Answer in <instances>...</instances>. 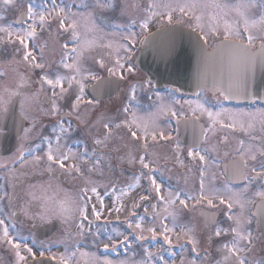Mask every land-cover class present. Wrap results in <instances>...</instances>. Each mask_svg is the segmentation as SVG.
Masks as SVG:
<instances>
[{
    "label": "snow or ice",
    "instance_id": "1",
    "mask_svg": "<svg viewBox=\"0 0 264 264\" xmlns=\"http://www.w3.org/2000/svg\"><path fill=\"white\" fill-rule=\"evenodd\" d=\"M48 3L51 7H48ZM12 4L13 0H3L4 6ZM73 7L78 11H73ZM118 8L120 16L128 15L129 9L142 14L129 19L127 23L108 25L101 21L98 24L96 9L101 13H115ZM249 10L256 11L250 15ZM233 13L235 18L229 19ZM4 19L5 17L0 16V45L5 49L11 47L13 50L12 59L8 64L18 76V83L14 88L5 86L3 92L7 94L8 100L20 96L22 91L30 86V73L39 70L37 83L40 86L35 93L21 102L22 115L28 118L27 113L23 111L25 102L38 101L43 93L49 107L41 108L40 112L59 117L51 135L41 136L40 143L28 148L27 158L25 150L21 147L18 159L22 166L44 165L49 173L59 170L73 179L79 178L82 181V187L74 195L65 192L63 199L56 201L54 207L46 200L41 204V211L38 213L31 214L27 207L23 208L22 211L29 219L49 221L55 216L67 224L69 229L74 224L76 235L84 236L83 221H88L89 225L94 222L89 219L90 205V215L95 220L101 219L105 210L109 214L115 212L118 215L128 211L129 216L125 218L124 223L130 232L126 235L118 229H113L115 235L110 234L100 240L105 250L111 248L116 251L117 246L122 245L130 251L133 242L142 244L150 235L154 241L162 238L169 251L173 247L184 249L185 244L191 245L190 251L195 254V258L186 262L181 256V264H198L201 257L200 240L197 238L195 225L182 222L185 216L198 214L204 219L206 226H212L208 235L209 243L213 238L231 237L230 240L225 239L218 247L221 259L216 264H251L244 255L253 251L254 244L253 233L248 226L252 224L253 216L264 220V110L244 112L220 106L209 107L199 92L193 94L196 96L195 100L182 102L174 95L178 90L173 89L168 97L156 94L154 110L141 115L138 113L140 105L137 90L150 91L151 81L131 84L128 103L118 110L116 116L100 113L89 123L90 117L86 118L82 108L98 105L100 101L95 98L97 89L112 83V78L124 81L134 72L135 66L129 54L136 43L138 33L132 30L133 26L138 24L142 32H147L153 20L158 23L167 22L168 25H173L174 22L187 23L193 32H199L198 41L202 42L201 52L205 54L209 41L214 40L215 47L221 51V60L227 61L232 73L246 76L254 71L257 61L264 67V0H238L233 5L221 3L220 0H147L146 5L132 3L123 6L116 0H94L92 4L81 0L75 5L47 0L42 3L39 11H36L31 3L28 4L26 19L31 23L27 27L15 29L12 24H3ZM105 28L110 31L105 32ZM45 30L48 31L49 37L41 42ZM97 33L104 35L98 37ZM60 37L66 39L61 43ZM50 41L51 58L48 55ZM254 48L256 50L252 51ZM57 51L58 60L54 58ZM89 59L98 66L99 71L88 65ZM20 65L24 66L25 72L18 71ZM100 72H107V77ZM7 75V69H0V78ZM89 84L92 85V98L85 99ZM219 91L225 100L240 95L239 89L232 86L231 75L229 87ZM148 98L152 99L151 96ZM7 102L0 94V107ZM64 105L68 106L67 112L63 110ZM3 111L6 113L7 107H3ZM73 115L90 132L93 128L96 129L92 134L94 147L91 150L83 142H77L83 143V147L78 150H73L67 144L74 129L71 122L65 121L64 117ZM166 116L175 120L177 130L181 124L185 128L193 129L195 142L188 147L187 158L189 162L196 164L198 176L192 181L191 189L165 186L155 175L159 167L154 165H158L161 157L150 149L161 142L168 143L175 162L187 168L185 184L193 173V168L185 164L180 142L173 141L171 133L160 125L161 117ZM34 128L33 118L32 126L24 129L25 138ZM216 136H219L217 143H210ZM230 137L235 140L234 146L230 145ZM117 140L125 141L123 149L116 145ZM201 144H207L208 147H201ZM221 148L227 149L223 153L224 157H232L230 165L226 166V173L230 170L232 175L243 183V187L233 188L230 186L231 181L217 186L208 179V154L219 152ZM111 152L117 153L116 160L121 164L139 165V174H133L132 182L120 188L119 196L113 201L112 207L106 208L98 191L102 180L93 177L103 178L105 167L109 171L112 170ZM212 176L214 179L215 172ZM142 181H147L148 184L144 194L139 195L138 201L133 200L130 208H126L121 198L140 188ZM256 181L260 182V187L250 197L247 193ZM32 195L33 199H37ZM104 195H107V191ZM6 197L11 207L10 194L0 196V201ZM145 203L150 204L151 212L149 213V207H145L146 216L135 218L134 210ZM249 206H254L256 212L246 216L245 210ZM221 208L224 210L226 227L216 219ZM16 216L15 211L5 213V209L0 208V246H8L15 257V264H26L29 260L31 264H46V256L48 261L55 264H79L78 257L85 259V264H99L94 254L90 255L67 243L72 236L70 231H66L65 238L52 243H38L33 234L29 244L28 237L17 230L14 222ZM145 219L150 221L147 225L144 223ZM99 239L98 234L94 235V243ZM182 240L185 244L180 243ZM54 244H64V252H52ZM37 253L40 259H37ZM204 256H207V250ZM155 259L156 254L145 247L143 259L122 260L117 264H154ZM158 259L162 264H167L162 256ZM103 264H113V261L105 258ZM254 264H264V259L255 261Z\"/></svg>",
    "mask_w": 264,
    "mask_h": 264
},
{
    "label": "flooded vegetation",
    "instance_id": "2",
    "mask_svg": "<svg viewBox=\"0 0 264 264\" xmlns=\"http://www.w3.org/2000/svg\"><path fill=\"white\" fill-rule=\"evenodd\" d=\"M86 2L92 4L94 0H86ZM95 11H96L98 24L101 21H103L104 24H108V21L109 22L112 21L111 20L112 18L110 19V17L104 18V16L108 14L106 11H104L103 13H101L99 9H96ZM100 16L103 17L101 18V21H100ZM114 19L116 21H119V19L117 18ZM109 30H110L109 28L105 29L106 32ZM103 35H104L103 33L101 34L97 33L98 37ZM139 81L144 82V78H140ZM123 85L121 88H123ZM15 86H16V81L12 80V82L10 83V88H14ZM36 88L37 85H33L31 86V89L26 93H34ZM142 90L140 91L141 92L140 102H139L140 107L138 113L144 115L148 111L153 110V107H149V105H152L153 102L155 101L156 94L149 90L147 91L145 89ZM124 91L125 90L122 91L119 90L115 95H113L109 99L102 101L105 103V107L107 108V110L110 108H114V109L117 108L115 99L122 98ZM149 96L152 97L151 100L148 98ZM175 97L177 99H180L182 102L184 100L196 99L192 95H188V94L182 96L175 95ZM114 103L115 106L111 107L114 105ZM6 104L3 107H6ZM3 107H0V113L3 112ZM220 107L237 110V111H244V112H255L257 110H264V108H258L256 106L235 107V108L229 106H220ZM32 124H33V119L28 120L27 118H25V122L21 127L19 133L15 136V139H10V138L4 139L6 144L0 147V150L6 152L5 154L0 155V196H4L5 194H10L11 196V207H9V200L6 197L4 200L0 201V208H4L5 213L9 211H15L17 213V216L15 217L14 220V222L16 223L17 230H19L22 235L28 237L29 244H31V238L33 234L36 236L35 233L37 228L36 225L41 226L44 223H48L49 221L55 220L57 226L55 225L56 228L53 230V232L50 235L45 236L42 239H38V237L36 236L38 243L39 241H44L45 243H52V242L60 241L61 239L65 238V227L61 219L53 216L49 221H41L39 219L33 221L24 214L22 209L27 207L31 214L38 213L41 211V204L44 203L46 200L49 203V205L55 206L56 201L63 199L65 192L74 195L80 189V187H82V181L78 180L79 178L73 179L72 177L63 174L59 170L53 173H49L44 167V165H41L40 167H33L30 164L24 166L21 165V161L18 159L20 155L21 147H23V149L25 150V158H27V149L32 147L34 144L40 143L41 136L51 135L52 128L55 122L52 119L42 118V116L35 118V128L28 135V137L25 138L24 129L31 127ZM73 125L76 127V129H74V131L72 132L70 139L67 140V144L72 148L71 143L68 142L71 139L78 138L81 139L79 141L86 143L88 149L91 150L94 147V145L92 144V134L96 132V129L93 128L90 132L89 129L83 124L75 123ZM190 129L192 128L190 127ZM15 130L16 128L13 129L12 133H14ZM2 133H5V131L0 129V139H2L1 138ZM173 136H174V141L178 140L176 138V132L173 133ZM218 139L219 136H216L210 141V143L214 142V140L217 143ZM125 140H127V137H125ZM178 141L180 142V140ZM124 142L125 141L117 140L116 145L123 149ZM149 142L151 143V141ZM180 144L182 145L181 142ZM188 147L190 146L182 145L180 151L182 153L183 158L185 159V164L188 167H192L193 173L197 175L198 172L196 171V164L194 162H189L187 158ZM201 147H208V145L201 144ZM222 150L223 149L221 148L220 151ZM102 151H108V150H102ZM111 156H112V160H111L112 170L109 171L108 168L105 167V176L103 178H98L95 176L93 177L94 179L102 180V184L98 189L99 192L101 193V196L104 195L105 191H107V193H110V191H115L116 193H118L120 188L124 187L127 183L132 182L133 174H137V175L139 174V165L129 166L127 163H123V164L119 163L116 160L117 153L115 152H111ZM229 158L232 157L228 156L227 158H223L220 157L219 154L218 156L216 155V162L219 164V168L220 165ZM168 162H169V168L167 171L163 172L164 176H168L171 179H176V178L179 179L182 177L181 175H185L187 171L186 167H181L180 165L178 166L177 164H175L176 163L175 160H174L175 163H173L172 161H168ZM171 163L172 165L170 170ZM215 175L217 176H215L214 179L213 176H208V179L216 183L217 186H220V182L222 183V185L228 182V180L225 177H222L220 179V169H219V173L216 171ZM195 178H196L195 176H192V178H190V182H191L190 189L193 187L192 181ZM180 184H185V182L184 183L180 182ZM113 186H115V190H113ZM230 186L239 189L243 187V183L238 185H230ZM253 186L254 187L252 186L251 187L258 188L260 186V182L259 181L254 182ZM141 190L143 191L142 187L138 189H134L133 191L129 192L128 195L126 196V200H129L130 202H133V200L138 201L139 195L142 194L140 193ZM50 192L54 195V197L51 199L53 201L52 203L48 198ZM32 194H34L37 197V199H33ZM195 217L197 223L201 224V228H208L210 226V225L207 226L202 225L200 218H198L197 216ZM9 219L11 220L12 218L10 217ZM91 220L97 222V220H95L94 217H91ZM40 232L42 234L43 230H40ZM67 243L70 246H72L71 241H67ZM90 245L92 246V244ZM93 247L95 248V246H92V249ZM64 248H65L64 244H54L51 251L59 254L64 252L65 250ZM91 252H93L91 254H94L95 257L98 258L99 264H103V260L107 258V256H98L97 252H94V250H92ZM37 255L39 254L37 253ZM78 260L79 263L82 262V259H80L79 257ZM0 264H15V257L13 253L9 250L7 245L0 246Z\"/></svg>",
    "mask_w": 264,
    "mask_h": 264
},
{
    "label": "rangeland",
    "instance_id": "3",
    "mask_svg": "<svg viewBox=\"0 0 264 264\" xmlns=\"http://www.w3.org/2000/svg\"><path fill=\"white\" fill-rule=\"evenodd\" d=\"M65 1H66V4H73V5L74 4H79L81 2V0H65ZM45 2H47V1H44V0H13V4L12 5L4 6L3 5V0H0V16L5 17V19L2 21V23L3 24H5V23L12 24V20L14 18L15 12L18 11V10H24L26 12V9H27V6H28L29 3H31L32 5H34L36 11H39L40 8H41L42 3H45ZM57 2L59 3L60 0H57ZM116 2L119 5H121V6L128 5V4H132V3L143 4V5H146L147 4V0H116ZM220 2L221 3H225V4H229V5H233V4L237 3L238 0H220ZM48 7H51V4L50 3H48ZM73 11H78V9L73 10ZM255 11L256 10H249L250 15L251 14H254ZM106 12L108 14H106L104 16V18H106V17H110V19L112 18L111 19L112 20L111 22L108 21V25H110L112 23H116L114 21V18L119 19V21H118L119 23H127L129 21V19L135 18L136 16L142 14L140 12H135V11L129 9L128 15L120 16L119 8L117 9V11L115 13H113L111 11H106ZM101 18H103V17L100 16V21H101ZM233 18H235V14L234 13L229 16V19H233ZM29 23H31V21L27 20L26 21V24L25 25H21L20 28L27 27V25ZM164 24H167V22L158 23L156 20H153L151 22L150 28H152V27H154L156 25L157 26L158 25L161 26V25H164ZM183 25L188 26L187 23H185ZM20 28H17V29H20ZM53 29H55V25H53ZM132 30L134 32H136V33L142 32L141 29L139 28L138 24L136 26H133V29ZM39 31L40 30L38 29V32ZM44 32H47V31L45 30ZM64 39H66V37L65 38L60 37L61 43L64 41ZM42 41H43V38H41V42ZM211 42H214V40H210L209 41L210 44H211ZM257 42H259V41H257ZM97 51H101V50H97ZM51 52H52V49L49 48L48 55H49L50 58H51ZM129 55L131 56V62H132V58L134 57L135 54H134L133 51H131V53ZM54 58L56 60L59 59L58 51H57V54L55 55ZM87 63L94 70H98L99 71L98 66L97 65H94L93 64V61L91 59H89L87 61ZM53 67H54V65H53ZM0 69H7L8 70V75L6 77L0 78V94H2L4 96V99H5L6 98L5 96H7V94L3 92L4 87L5 86H8L9 87L10 82H11L10 80H12L11 77H14L15 80H16V83H18V76L16 75L15 72H13L11 70L10 66L5 65L2 62H0ZM19 69H21V70H18L21 73L23 71H25V68H24L23 65H20V68ZM105 73H107V72H100V74H105ZM30 74H32V76H37L38 77L39 76V70H36L35 73H30ZM137 75L139 76L138 70L136 68H134V72L132 74H130V76L133 77V78H131L133 80L127 83L128 92H130V85L131 84H140L138 82V80L135 79L137 77ZM41 94H43V93H41ZM128 94L129 93H127V92L125 93V98L128 97L127 96ZM49 95H50V93H49ZM28 96H31V95H25L24 97H28ZM85 99H88L86 95H85ZM22 101H25V98ZM117 103H118V101H116V104ZM214 103L215 102H212L208 106L209 107H213V108L217 107L218 106L217 103L216 104H214ZM124 105L125 104H123V106ZM114 106H115V103L111 107H114ZM48 107H49L48 102H47V104H43V103L40 102V100H38V101H32V102H25V107H24V110L23 111L25 113H27L28 118L31 119V118H35V117L40 116L41 114H43V113L40 112V109L41 108L47 109ZM63 110L64 111L65 110L68 111V106L67 105H64ZM118 110H121V109L118 108L116 110L114 108H110V109L107 110V108L104 106V104L99 103L95 107L89 105L87 108H82V113L86 116V118H89L90 117L89 123H91V121L92 120H95L96 119V116H98L100 113H104V114H106L108 116H116L118 114V112H117ZM153 110H154V108H153ZM20 111L22 112L21 107H20ZM166 117H161L160 125H161V127H164L167 131H169V128L168 127L170 125V122L168 120L166 121ZM205 120H206V117H205ZM65 121H70L71 124L72 123H76V122H79L80 123V121L77 120L74 115L73 116H67L66 119H65ZM171 135H172V133H171ZM172 137H173V135H172ZM212 143L215 144L216 143L215 140ZM234 144H235V140L231 139V137H230V145H233L234 146ZM222 149L223 150L220 151V152H209V154H208L209 160H211V157L212 156H216V155L218 156V154L220 155V157L227 158V157H224V155H223L224 151L227 150V149H224V148H222ZM150 151H154V152L158 153L159 156L161 157V159L158 162V165H155L154 166V167H159V171L156 173V175H159V174H162L163 175V172H165V171L168 170V168H169V162H168V160L169 161H172L173 163H175L174 162V159L172 158V148H171V146L168 143L161 142L160 144L155 145ZM175 164H177V163H175ZM171 165H172V163L170 164V170H171ZM209 168H210V166H209ZM216 169H217V165L214 167V171H216ZM211 174H212L211 172H208V176H212ZM181 176H182L181 178H179V179L178 178L172 179L171 181H168V183H167V180H166V182L164 181V183H162V184L165 185V186H168V187H173V188H178V189H186V190L187 189H190V186H191L190 185V183H191L190 182V178H192V176H194V173H192L188 177V179H189L188 184H180V182H182V183L185 182V175H181ZM221 178L222 177H220V179ZM178 182H179V184L181 186L178 184ZM252 187H254V186L252 185ZM258 188H250V191L247 193V195L251 197L253 195V193ZM53 197H54V195L50 192L49 195H48V198L50 199V202L51 203L53 202L51 200ZM116 197H117V195L113 191V194H112L110 200H108V198H106L104 200L105 205H106V208L112 207L113 201L116 199ZM125 199H126V197L121 198L122 203H123V201ZM152 202H155V201H152ZM130 205H131V203L129 201V204H126L125 206H126V208H130ZM50 206H53V205H50ZM145 207H149V213H150L151 212L150 204L145 203V204H143L142 207H139V209L136 211V214L137 215H141V216H146L145 211H144V208ZM250 208H251V206H249L248 208H246V210H245V215L246 216H248L247 210L250 209ZM223 211H224L223 208H221L219 210L218 221L223 226L226 227L227 226V223L225 222V217L223 215ZM89 212H91V206L89 207ZM125 212H127L128 216H129V212L128 211H125ZM125 212L120 213L119 215L124 214ZM115 214H117V213L112 212L111 214H109L105 210L103 212V215L101 217L104 218V219L107 218L109 220H112V218H113V216ZM124 221L125 220L122 219V221L119 222V223L106 222V224L103 225V226H99V227H96V228L91 227V228L88 229V231H86L87 239H92L94 241V235L98 234L100 239L97 240V242H100V240H104L110 234L111 235H115V233L113 232V229H118L119 231H121V227H119V226H122L123 230L126 229V228H128L127 225L124 223ZM149 222H150L149 220H145L144 221L145 225H147ZM182 222L183 223H191V224L195 225L197 238L200 240L199 250H203V253H202V251H200L201 257H200V260L198 261V264H216V262L221 259V255L217 251L218 247H220V245L224 242L225 239L230 240L231 237L228 236V237H225V238H220V241L217 240V241H212L211 243H209V241H208V235H209V232H210L212 226L210 228H208V229L207 228H201V225L199 223H197V221H196L195 214L185 216ZM84 224H85V230H87V227L89 225H87L86 223H84ZM91 226H93V223H92ZM248 227L251 229V231L253 233L254 244H253V251L250 254L249 253H245L244 255L251 262V264H254L255 261H259V260L264 259V244L259 243L258 240L255 239V229H254L253 225L251 224ZM65 228H66V231H67L69 229V226L66 224L65 225ZM71 228H72V226H71ZM74 229H75V227L73 228V231H74ZM74 234L76 235V229L74 231ZM146 235H148V234H146ZM81 237H85V235L84 236H81ZM79 238H80L79 236H74L73 235V238H71L69 240L72 242V241L77 240ZM149 239H151L150 235H148V238L144 242H142V244L140 243L139 246L132 247V249H134L135 251H133L131 249L130 251L133 252V253L131 255H129V253H128V256L126 258H123V259L124 260H129V261H139V260L143 259V249L145 247L148 248L151 252H153V253L156 254V250L159 247H156L155 242H154V244H151V243H153V241H149L147 243V241ZM175 243H176V241L174 239L173 240V244H175ZM92 244H96V243H92ZM185 249H186V251H187V249L189 250L188 253H190V255H192V257H185L184 256ZM185 249L181 250L177 255H174L175 253L174 252H171L174 256H171L169 259H166V260L164 259V262H167V264H181V259H180L181 256H183V258H184V260L186 262L188 260L194 259L195 258L194 257L195 254H193L190 251L191 245H188L187 244V248L185 247ZM205 250H207V256L206 257L204 256ZM81 251L88 252L90 255H92L87 249H84V250H81ZM156 257H157V255H156ZM157 259H158V257H157ZM157 259H155L154 264H162V262L160 260H157ZM79 264H85V259H82V262L79 263Z\"/></svg>",
    "mask_w": 264,
    "mask_h": 264
},
{
    "label": "water",
    "instance_id": "4",
    "mask_svg": "<svg viewBox=\"0 0 264 264\" xmlns=\"http://www.w3.org/2000/svg\"><path fill=\"white\" fill-rule=\"evenodd\" d=\"M24 18L25 15L20 13L16 21ZM201 44L198 35L181 24L164 26L144 38L134 63L156 87L170 85L184 92L204 89L212 94H220L219 90L229 87L231 75L233 88L240 91V95L231 100L264 99V67L258 61L254 71L246 76L237 75L231 72L226 60H221V51L215 47V42L211 48L206 47V54L201 52ZM112 81L97 89L95 98L104 99L116 92L119 82L113 78ZM88 94L92 97V85L88 88ZM42 100L46 101V98ZM2 116L20 120L17 97L12 99L8 111ZM255 221L260 229L259 235L264 238V220L255 216ZM45 261L46 264H55L47 259Z\"/></svg>",
    "mask_w": 264,
    "mask_h": 264
}]
</instances>
